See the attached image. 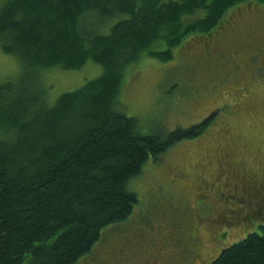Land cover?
Returning a JSON list of instances; mask_svg holds the SVG:
<instances>
[{
	"label": "trees",
	"instance_id": "1",
	"mask_svg": "<svg viewBox=\"0 0 264 264\" xmlns=\"http://www.w3.org/2000/svg\"><path fill=\"white\" fill-rule=\"evenodd\" d=\"M244 1L264 0H8L0 8V49L20 65L16 79L0 81V264H79L108 229L128 223L139 202L130 181L213 116L144 132L119 100L126 68L144 55L172 60L186 37L211 34ZM157 41L167 48L153 50ZM89 60L103 74L50 106L43 74ZM212 264H264V223Z\"/></svg>",
	"mask_w": 264,
	"mask_h": 264
},
{
	"label": "rangeland",
	"instance_id": "2",
	"mask_svg": "<svg viewBox=\"0 0 264 264\" xmlns=\"http://www.w3.org/2000/svg\"><path fill=\"white\" fill-rule=\"evenodd\" d=\"M189 36L172 60L144 55L129 65L119 100L146 133L188 128L216 112L213 120L147 162L129 183L139 200L131 219L108 229L79 264H133L132 257L135 264H209L264 223V1L241 2L211 34ZM103 72L92 60L77 70L53 68L41 88L52 106ZM19 73L18 61L0 49V81Z\"/></svg>",
	"mask_w": 264,
	"mask_h": 264
},
{
	"label": "flooded vegetation",
	"instance_id": "3",
	"mask_svg": "<svg viewBox=\"0 0 264 264\" xmlns=\"http://www.w3.org/2000/svg\"><path fill=\"white\" fill-rule=\"evenodd\" d=\"M239 45H240V44H239ZM250 50H251V49H248V50H247V52H246L247 54H245L246 57H249V53H248V52H249ZM250 55H252V54H250ZM238 71H240V69H238ZM215 113H216V112H214L213 114H211V116H214ZM212 261H213V260H212ZM212 261H210L209 264H212ZM130 262L133 263V264H135V263H139V260L137 259V257H132V258L130 259ZM201 264H205V263L202 262Z\"/></svg>",
	"mask_w": 264,
	"mask_h": 264
}]
</instances>
